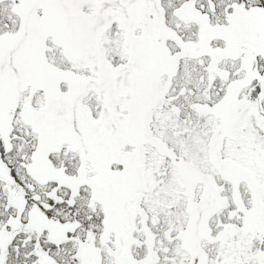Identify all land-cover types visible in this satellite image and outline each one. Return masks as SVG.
I'll return each instance as SVG.
<instances>
[{
  "label": "snow or ice",
  "instance_id": "6c2138e0",
  "mask_svg": "<svg viewBox=\"0 0 264 264\" xmlns=\"http://www.w3.org/2000/svg\"><path fill=\"white\" fill-rule=\"evenodd\" d=\"M0 264H264V0H0Z\"/></svg>",
  "mask_w": 264,
  "mask_h": 264
}]
</instances>
